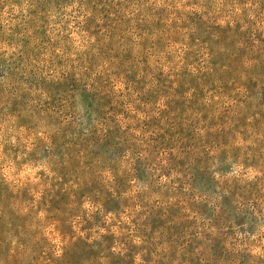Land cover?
<instances>
[{"label": "rangeland", "instance_id": "1", "mask_svg": "<svg viewBox=\"0 0 264 264\" xmlns=\"http://www.w3.org/2000/svg\"><path fill=\"white\" fill-rule=\"evenodd\" d=\"M138 1L140 12L155 4ZM200 1L212 23L232 19L221 0ZM156 4L165 8V46L172 45L156 48L146 34L136 44L133 15L115 23L113 43L133 59L143 99L154 91L157 61L164 63V74L177 66L167 74L174 87L165 90L172 99L160 124L146 127L143 113L128 124L100 120L81 95L87 84L69 86L79 42L54 35L32 42L23 54L25 71L0 85V264H264L263 88L244 89L250 98L236 140L249 147L246 164H232L226 151L215 158L212 152L195 172V70L203 69L213 81L226 74L239 78L247 58L238 55L230 37L217 33L195 46V25L188 23L195 0ZM0 48L4 54L15 50L7 43ZM9 62L1 61L0 73ZM249 62L247 70L263 69ZM152 130L169 148L146 163L136 146H145ZM237 174L246 195L235 206L218 186ZM195 193L208 197L204 213ZM97 194L105 197L94 198ZM217 202L224 214L218 223L212 215ZM243 240L247 245L236 244Z\"/></svg>", "mask_w": 264, "mask_h": 264}, {"label": "trees", "instance_id": "2", "mask_svg": "<svg viewBox=\"0 0 264 264\" xmlns=\"http://www.w3.org/2000/svg\"><path fill=\"white\" fill-rule=\"evenodd\" d=\"M130 1L133 3L136 1L133 7L128 6ZM137 1L0 0V45L7 43L15 49L4 54L0 48V68L2 60H10L7 72L0 73V85L4 87L10 85L21 70L25 71L27 65L24 67L23 54L24 51H30L32 42L42 36L54 35L70 44L79 42L74 52L76 58L70 61V66L73 67L71 70L73 80L69 86L76 89L79 83L87 84V90L85 89L87 92H81V95L86 103L101 115L100 120L128 124L136 119L139 113H143L146 127L160 124L159 120L165 111V105L167 106L172 99V95H166L165 90L170 91L174 87L169 85L167 74L172 76L174 72L176 73L177 66H170L171 68L166 69L164 74L165 70L163 72L161 69L164 63L157 61L158 72L153 73L151 82L154 91L143 99L141 90H137L141 78L132 64L133 59L126 58L128 50L117 49L113 43L115 23L124 21L123 16L127 18L133 15L134 26L140 37L136 44H141L146 34L153 39L156 48L165 46L167 25L165 8L156 4L157 0H155L153 8L148 12H140L137 9H140L142 4H138ZM221 2L222 7L227 10V16L232 19L225 23H212L207 19L211 11L206 9L205 4L200 0H195V11H191L188 17V23L195 25V46L208 43L210 34L217 33L220 39L230 37L231 42L238 44V55L247 59L244 63L245 70L242 71L245 72L239 78L226 74L213 81L203 69L195 70V172L203 170L204 162H208V156H211L209 154L212 152L216 153L212 155L215 158L226 151L229 159H233L232 164L237 163L239 166L246 164L249 147L236 140L237 136L242 134L241 129L244 128L245 102L250 98L244 89L262 86L264 93V0H221ZM128 9L131 12L128 13ZM144 25L147 27H143ZM173 42L176 43V40ZM170 45L172 42L166 43L165 47ZM7 54L8 56L3 58L2 55ZM251 60L262 64L260 67L263 69H254L255 72L247 70ZM69 75V71L65 73V76ZM248 77L253 78L249 80ZM27 82L35 84L33 79H27ZM15 90L17 91L18 87ZM73 100V96L69 98V102ZM149 106L154 107V113L148 108ZM151 133L153 134L146 139L145 146H136L140 151L138 156L146 160V163L150 162L155 154H164L163 151L169 148L162 134L156 130H152ZM133 174H136V170H133ZM136 176L139 177L138 174ZM119 177L124 178L122 174ZM124 179L128 180L129 176ZM196 182L195 177V187ZM220 185L218 188L226 200L235 206L241 204L240 198L246 194L242 190V180L238 174L226 176ZM195 195L201 200L199 208L204 213L202 204L207 205L208 197L200 193ZM103 197L105 195L97 194L94 198ZM100 204L105 202L101 199ZM219 209L221 210L217 202L212 212L217 223L224 216ZM233 226V222L230 221L229 228ZM236 244L247 245V241L243 240V243Z\"/></svg>", "mask_w": 264, "mask_h": 264}]
</instances>
